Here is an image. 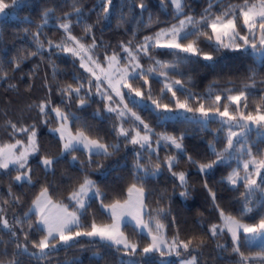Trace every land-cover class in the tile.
<instances>
[{"label":"snow or ice","instance_id":"1","mask_svg":"<svg viewBox=\"0 0 264 264\" xmlns=\"http://www.w3.org/2000/svg\"><path fill=\"white\" fill-rule=\"evenodd\" d=\"M23 3L24 0H11L10 4L7 0H0V14L6 16V9ZM159 3L165 14L171 9V20L144 35L142 40L136 38L134 31L132 39L122 41L118 47L97 41L95 25L86 22L84 10L78 6L79 0H73V11L62 16H56L51 8L44 10L42 23L36 30H25L35 47L14 57L11 61L13 70L20 69L30 57L43 59L45 52L51 57L53 50L73 58L74 67L78 61L82 70L72 77L71 83H58L56 93L61 97L60 104H53L49 95L38 105L29 106L30 109L38 108L40 122L51 124L49 131L59 140L57 156H41L43 171H54L55 164L62 157L71 156L75 162L82 152L88 154L87 167H92L94 156H110L121 143L125 148L134 146L135 160L132 180L126 192L111 201L106 202L104 190L84 175L68 192L66 200L56 199V192L49 184L42 185L23 216L13 217V223L3 215L5 210L0 206V231L7 230L16 242L19 251L15 255L27 254L42 260L56 251L82 243L86 238L92 243L102 242L114 247L129 257L121 264H139L132 257L151 254H159L161 258L176 256L179 264H199L193 247L197 238L182 239L174 216L171 224L167 222L172 215L171 198H168L169 207L163 206V197L153 206L146 183L149 177L159 176L166 167L174 177L173 195L178 188L179 197L188 199L191 195L189 173L179 169L181 159L186 156L188 164L196 167L204 177L221 167L231 168L222 178V183L238 192L242 201V210L238 214L228 211L205 181L204 187L212 198L218 220L209 223L199 245L209 240L216 241L218 248L227 251V247L219 243L227 234L231 237L232 252L239 257L232 264H264V213L260 214L258 221L246 219L255 207H264V157L259 151H253L255 144L250 140L254 132L258 138H264V96L260 97L254 110L249 105V99L258 95L250 91L256 87V68H249L251 75L247 80L251 83H243L238 88L231 80L223 85L213 81L206 94L192 91L193 78L183 70L200 62H204L201 66L212 67L225 52L251 57L264 65V0H259L258 4L252 0H237L236 3L228 0L226 6L225 0H208V6L198 17L186 11L187 0H159ZM217 5L223 10L216 11ZM112 7L113 0H97V5L90 11L102 13V19L110 25ZM127 8V14L121 11L117 26L126 23L129 17L139 16L142 21L145 12L148 13V23L144 27L152 26L149 0H128ZM137 8L139 12H136ZM53 17L56 18L55 27L61 32L59 40L43 36L44 26ZM73 19L76 26L83 25L82 36L74 33ZM97 19L99 21L101 17L98 15ZM156 23H160L158 18ZM164 55L172 59H161ZM53 75L55 78V65ZM6 78L7 71L0 62V79ZM155 84L162 85L158 94ZM45 86L51 93L52 85L46 81ZM9 87L14 88L15 85L9 84ZM168 94H171L170 98ZM94 97L103 104V111L111 114L107 118L114 119L116 142L113 144L93 136L89 126L71 110L73 102L84 109L96 102ZM138 110L148 111L154 120L147 121ZM95 115H102L99 108ZM169 121L193 123L201 132L210 131L209 125L216 124L208 141L211 156L206 160L193 159L184 143L187 133H169L165 129V123ZM7 127L11 129L9 135L15 142H0V169L9 175L15 171V181L32 184L33 170L29 161L42 151L38 124L8 121ZM158 128L165 130L157 131ZM172 149L176 151L172 152ZM161 150L167 153L163 160L160 158ZM233 161L236 162L235 167L232 166ZM81 166L84 167L83 162ZM241 187L243 191H240ZM96 201L103 210V219H98L93 211ZM15 203H21L19 197L15 198ZM170 226L176 227L171 239L167 235ZM17 227L19 233L15 230ZM128 228L141 237L146 233L148 242L141 246L140 240L128 235ZM33 232L39 235L38 241L32 238ZM21 234L25 243L19 241ZM29 241L36 252L29 250ZM254 244H259V252L254 256L246 255L244 248ZM13 264L19 262L14 261ZM158 264L172 262L161 259Z\"/></svg>","mask_w":264,"mask_h":264},{"label":"trees","instance_id":"2","mask_svg":"<svg viewBox=\"0 0 264 264\" xmlns=\"http://www.w3.org/2000/svg\"><path fill=\"white\" fill-rule=\"evenodd\" d=\"M10 4L11 0H7ZM236 3L237 0H232ZM242 2V0H240ZM253 3H258L259 0H252ZM128 0H113L111 24L108 25L102 19V13L90 11L97 5V0H79L78 6L84 10V17L87 23L95 25L96 39L104 45L118 47L124 41L132 39L133 32H136V38L142 40L144 35L155 31L160 26H163L165 21L171 20V9H168L167 14L160 8L159 0H149L150 11L152 13L153 24L149 28L144 25L148 23V13L145 12L143 20L136 16L134 19L129 17L127 22L117 26L118 18L123 11L128 13ZM228 0H225L226 6ZM208 6V0H187L186 11L199 16V14ZM54 9L56 16H62L66 12L73 11V0H24L22 5L15 8L6 9L5 18L0 20V62L4 64L7 71V78L0 79V142L14 143L9 133L11 129L7 127L8 121L17 123H26L31 125L38 124L39 140L41 143V153L30 158V166L32 168L33 183H17L15 181L16 172L12 171L9 175L6 170L0 169V206L4 208L3 215L13 223V217L23 216V213L31 205L34 196L39 192L44 184H49L56 192V199L67 198L68 192L82 180L84 175L97 182L104 190L106 202L111 201L118 194L126 192L128 184L132 180L133 163L135 154L132 145L127 148L121 143L120 147L115 150L110 156H94L92 167H87L88 154L82 152L79 154V159L75 162L71 160V156L62 157L54 166V171L45 173L43 166L40 164L42 155L57 156L60 151L58 137L49 131L51 124L45 125L40 122V114L37 107L41 101L51 96L53 104H60L61 97L56 93V87L59 84L71 83L72 77L76 73L82 72L79 69V62H75L73 66V58L62 53H55L49 57L48 52H45L44 58L40 56L30 57L20 69L13 70L14 57L24 55L30 52L35 45L32 43L30 35H26L25 30L34 32L36 27L42 23V13L46 9ZM220 5L216 6V11H222ZM140 10L137 8L136 12ZM98 15L101 19L98 21ZM160 23L157 24L156 20ZM31 21V23H28ZM74 33L82 36L83 25L76 26V21H72ZM56 18L50 19L49 23L44 26L43 36L59 40L61 32L55 27ZM90 39V38H89ZM111 49H109L110 51ZM101 58L103 51L100 52ZM161 59L171 60L172 57L164 55ZM147 64V61H145ZM200 64H192L185 67L183 70L186 75H191L193 80L190 85L192 91L198 94H206L208 86L213 81H219L221 85L229 80L233 81L239 88L243 83H251L247 77L251 75L250 67H255L257 71L256 87L250 91L258 95L249 99L251 110H254L260 102V97L264 96V65H260L258 61H254L251 57H244L238 53L225 52L218 59L216 65L212 67L201 66ZM53 65H55L56 76L53 75ZM84 75H87L86 73ZM52 85V91L45 86V82ZM142 83V81H141ZM9 84L15 85L14 88L9 87ZM161 84H155L154 89L158 94ZM169 98L171 94H168ZM95 103H91L88 107L81 109L73 102L71 110L76 113L81 121L86 123L93 136L103 138L109 144L116 142V134L113 131L114 119H108L111 114L103 111V104L98 97H94ZM138 99V98H137ZM234 107V106H233ZM97 108L101 110L102 115H95ZM140 111V110H138ZM140 114L147 120L153 121L154 117L148 111H140ZM54 119V114H53ZM217 127L216 124H210L208 132H201L197 125L187 121H169L165 123V129L169 133L179 134L186 132L184 143L187 152L195 160H206L211 156L208 152V141L212 138V131ZM158 128L157 131L165 130ZM258 145L255 147L260 155L263 154L264 140H256ZM172 149V152H175ZM166 150L160 151V158L166 155ZM147 160V156H145ZM83 162L84 167L81 166ZM235 161L232 162L234 166ZM102 165V167H101ZM179 169L186 170L189 182V191L191 195L188 199L179 197L176 189V194L173 195L174 177L164 170L157 177H149L146 181L147 187L151 193V203L156 205L157 200L163 197V206L169 207L168 198H171L170 209L172 215L167 218V222L171 224L172 217H175L178 225L181 238L189 239L196 237L193 247L194 254L198 257L199 264H232L233 261L239 259L231 250V237L227 234L219 241L227 247V251L217 247L216 241H207L202 246L199 245V239L203 238L207 233L209 223L218 220V214L213 207L212 198L208 189L204 187L205 181L209 188L215 193L218 202L228 211L239 213L242 210V201L238 192L232 190L231 186L222 183V178L227 175L231 168L221 167L209 174L207 177L202 176L198 169L187 162V157L184 156L179 164ZM11 186V195L10 187ZM243 191V187L240 188ZM259 196V193L257 194ZM19 197L21 203L16 204L15 198ZM8 201V203H5ZM93 211L98 219H103V210L100 208L99 202L93 203ZM264 213V207H255L249 217L257 220L260 217L258 212ZM257 215V216H256ZM246 218V219H249ZM35 217H33V220ZM250 220V219H249ZM91 216L88 218L90 223ZM27 231V224L24 225ZM2 229V225H0ZM18 233L20 229H15ZM176 227H169L167 230L168 238L175 234ZM127 233L134 240H140L141 246L147 242V235L138 236L133 232L132 228L127 229ZM32 238L39 240V235L32 233ZM20 243H25L24 236H19ZM28 243V248L31 252H36L37 249L32 248L31 242ZM19 249L16 242L10 236L7 230L0 231V264H13L18 261L19 264H121L122 260H127L129 257L123 256L122 252H117L114 247H109L102 242L92 243L85 238L82 243H77L73 247H68L54 252L45 259H34L30 255L22 254L15 255ZM245 254L254 256L259 252V247L252 245L244 248ZM6 253V254H5ZM187 255V254H185ZM159 256L157 254L143 256L138 255L132 259L139 261V264H158ZM169 261L172 264H178L179 258H171Z\"/></svg>","mask_w":264,"mask_h":264},{"label":"rangeland","instance_id":"3","mask_svg":"<svg viewBox=\"0 0 264 264\" xmlns=\"http://www.w3.org/2000/svg\"><path fill=\"white\" fill-rule=\"evenodd\" d=\"M259 3V2H258ZM257 3V4H258ZM125 91H127V90H125ZM235 107V106H234ZM259 139H263L264 140V138H258L257 136H256V134H255V132L251 135V137H250V140L252 141V142H254V144H255V146L256 145H258V143H257V141L256 140H259ZM256 148L257 147H254V149H253V151H257L256 150ZM87 154V153H86ZM261 157H264V150H263V154L261 155ZM40 162V161H39ZM236 166V162H235V164H234V166L233 167H235ZM10 168H11V166H10ZM241 170H242V168H241ZM17 182V181H16ZM17 183H21V182H17ZM257 197H259V196H257ZM53 211H55V209H53ZM262 213V211H259L258 212V215L259 214H261ZM257 216V215H256ZM249 217V216H248ZM249 218H251V217H249ZM251 220H254L253 218H251L250 220H249V222H251ZM259 220V218H257V220H255V221H258ZM144 235H147L146 233L144 234ZM254 246H258L259 247V244H254ZM151 255H154V254H151ZM150 255V256H151ZM158 256H159V254H157ZM171 258H177L176 256H170V257H163V258H161L160 256H159V261L161 260V259H165V260H170ZM179 264V263H178Z\"/></svg>","mask_w":264,"mask_h":264},{"label":"water","instance_id":"4","mask_svg":"<svg viewBox=\"0 0 264 264\" xmlns=\"http://www.w3.org/2000/svg\"><path fill=\"white\" fill-rule=\"evenodd\" d=\"M6 16L4 14H0V20L5 18Z\"/></svg>","mask_w":264,"mask_h":264}]
</instances>
